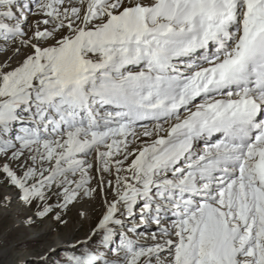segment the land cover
Masks as SVG:
<instances>
[{
  "label": "snow or ice",
  "instance_id": "1",
  "mask_svg": "<svg viewBox=\"0 0 264 264\" xmlns=\"http://www.w3.org/2000/svg\"><path fill=\"white\" fill-rule=\"evenodd\" d=\"M0 57V217L103 207L41 264H264V0H0Z\"/></svg>",
  "mask_w": 264,
  "mask_h": 264
},
{
  "label": "rangeland",
  "instance_id": "2",
  "mask_svg": "<svg viewBox=\"0 0 264 264\" xmlns=\"http://www.w3.org/2000/svg\"><path fill=\"white\" fill-rule=\"evenodd\" d=\"M11 191L8 188H0V195ZM79 208L88 212V218L78 215ZM32 211H26L19 204H13L9 214L0 217V238L3 239V255L0 256V264H6L8 261L10 264L24 263L25 259L29 258L37 259V261L30 260L27 263L41 264L40 258L56 240H67L74 235L84 236L101 216L103 207L97 200L72 208L65 217L68 220L67 227L56 225L51 216L44 220L36 219V222L29 226L23 221L25 217L32 215ZM18 244L20 245L17 246Z\"/></svg>",
  "mask_w": 264,
  "mask_h": 264
},
{
  "label": "bare ground",
  "instance_id": "3",
  "mask_svg": "<svg viewBox=\"0 0 264 264\" xmlns=\"http://www.w3.org/2000/svg\"><path fill=\"white\" fill-rule=\"evenodd\" d=\"M31 19V18H30ZM1 58V57H0ZM3 58V57H2ZM1 58V59H2ZM75 229V228H74ZM69 234V233H68ZM71 236V235H70ZM37 237V236H36ZM30 241V240H29ZM26 242V241H25ZM62 241H60V240H56L54 243H53V245H56V244H59V243H61ZM22 244V243H21ZM24 244V243H23ZM20 244H18L17 246H19ZM52 245V246H53ZM14 250V249H13ZM47 251V250H46ZM17 258V257H16ZM24 259V258H23ZM30 260H32V261H37V259L36 260H33V259H25V262L24 263H22V262H17L16 264H30V263H27L28 261H30ZM18 261H21V260H18ZM35 263V262H34ZM6 264H10L9 263V261L8 262H6Z\"/></svg>",
  "mask_w": 264,
  "mask_h": 264
}]
</instances>
